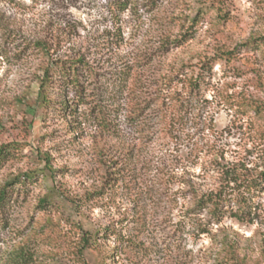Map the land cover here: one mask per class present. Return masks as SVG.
<instances>
[{"label":"rangeland","instance_id":"1","mask_svg":"<svg viewBox=\"0 0 264 264\" xmlns=\"http://www.w3.org/2000/svg\"><path fill=\"white\" fill-rule=\"evenodd\" d=\"M111 1L0 0V147L19 149L0 169V188L38 172L0 207V264H12L11 254L21 244L31 254L30 264H264V192L252 198L250 214L227 213L219 223L194 201V186L217 187L224 172L260 168L263 145L253 122L234 115L220 98L223 82L236 78L231 69L215 66L204 91L207 101L173 138L141 137L125 109L108 117L111 129L103 130L83 114L93 103H74L77 117L57 110L42 116L37 96L45 60L33 41L44 30L62 20L83 22L91 31L120 26L121 42L101 60L109 68L118 56L155 48L161 33L174 38L180 16L195 17L213 4L132 0L114 26ZM221 3L226 17L211 10L196 35L172 49L167 61L196 62L264 35V0ZM231 66L248 70L245 76L257 71L263 87L251 90L264 95L261 56L245 50ZM65 92V98L76 96L70 88Z\"/></svg>","mask_w":264,"mask_h":264},{"label":"trees","instance_id":"2","mask_svg":"<svg viewBox=\"0 0 264 264\" xmlns=\"http://www.w3.org/2000/svg\"><path fill=\"white\" fill-rule=\"evenodd\" d=\"M131 2L111 1L114 26L119 23V13ZM211 2V6L201 8L195 17L180 16L179 19H183L181 29L174 38L169 33H161L155 48L135 52L130 58L131 55L118 56V64L109 68L103 67L101 60L107 51L121 42L120 26L102 32L91 31L83 22L62 20L35 38L33 47L45 60L38 78L37 96L43 107V117L52 110L77 117L74 103H93L90 112L83 114L99 128L110 131L112 122L108 117L125 109L130 124L141 137L152 133L168 139L183 131L189 115L207 101L204 91L212 85L215 66L220 64L226 70L231 69L236 78L232 83L223 82L220 98L234 115L250 118L263 149L260 168L255 172L228 171L224 172L220 186H194L196 209L208 210L211 221L219 223L227 213L237 217L250 214L252 198L264 192V95L251 90V85L257 90L262 89L261 77L257 71L254 76H245L248 70L231 66L245 50L264 59V35L253 36L232 49L219 48L196 62L167 61L166 56L172 49L184 46L196 35L211 10L217 9L226 17L221 0ZM238 77H242L243 83ZM68 88L75 92V98L64 97ZM56 95L60 100L54 99ZM18 151L15 146H1L0 169ZM37 174L34 170L4 183L0 188V207L11 202L16 187L27 186ZM30 260L31 254L25 244L16 247L11 254L12 264H30Z\"/></svg>","mask_w":264,"mask_h":264}]
</instances>
